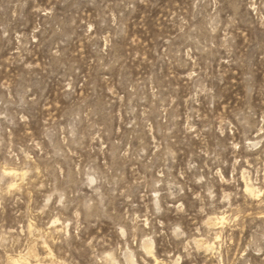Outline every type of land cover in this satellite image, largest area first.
<instances>
[{
	"label": "rangeland",
	"instance_id": "rangeland-1",
	"mask_svg": "<svg viewBox=\"0 0 264 264\" xmlns=\"http://www.w3.org/2000/svg\"><path fill=\"white\" fill-rule=\"evenodd\" d=\"M0 264H264V0H0Z\"/></svg>",
	"mask_w": 264,
	"mask_h": 264
}]
</instances>
